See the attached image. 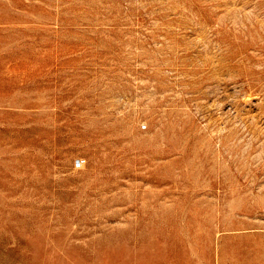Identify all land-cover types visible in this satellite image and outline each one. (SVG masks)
<instances>
[{
    "label": "rangeland",
    "instance_id": "obj_1",
    "mask_svg": "<svg viewBox=\"0 0 264 264\" xmlns=\"http://www.w3.org/2000/svg\"><path fill=\"white\" fill-rule=\"evenodd\" d=\"M0 264H264V0H0Z\"/></svg>",
    "mask_w": 264,
    "mask_h": 264
}]
</instances>
